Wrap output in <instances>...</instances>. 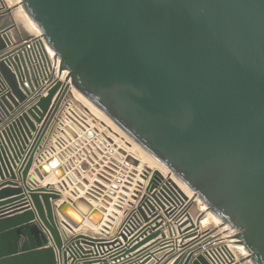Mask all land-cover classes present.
I'll return each mask as SVG.
<instances>
[{
    "label": "water",
    "instance_id": "95a60500",
    "mask_svg": "<svg viewBox=\"0 0 264 264\" xmlns=\"http://www.w3.org/2000/svg\"><path fill=\"white\" fill-rule=\"evenodd\" d=\"M20 4L39 27L54 61L59 60L58 73L67 71L69 83L56 80L39 94L42 87L27 67L21 46L7 48L13 22L0 29V121L20 112L0 132L5 139L0 143V178L9 177L0 186L14 185L0 189V264H108L102 255L114 241L85 233L64 241L50 202L61 198L60 189L50 183L36 186L34 176L27 178L70 86L196 192L247 251L238 260L210 249L195 256L172 250L157 256L165 246L155 241L117 264H146L151 259L150 264H166L173 257L171 264H264V0ZM30 99L34 103L23 109ZM65 130L67 125L60 131ZM94 135L91 128L82 133L87 140ZM57 159L59 155L52 154L33 171L41 180L52 172L58 185L69 189L70 177L73 182L75 177L66 175ZM88 160L78 162L77 176L79 171L93 175ZM124 161L138 162L130 154ZM16 174L22 186L13 180ZM96 176L110 183L108 174ZM86 184L90 181L82 178L73 185L75 198L57 207L69 230L78 229L84 220L95 226L103 223L101 205L90 201L98 202L106 187L97 180L88 189ZM108 193L115 194L111 189ZM151 197L160 206L170 199L163 190ZM149 201L147 197L137 206L144 221ZM133 217L138 231L129 241L119 234L130 245L121 255H107L114 262L158 236ZM101 228L108 229L104 224Z\"/></svg>",
    "mask_w": 264,
    "mask_h": 264
},
{
    "label": "bare ground",
    "instance_id": "6f19581e",
    "mask_svg": "<svg viewBox=\"0 0 264 264\" xmlns=\"http://www.w3.org/2000/svg\"><path fill=\"white\" fill-rule=\"evenodd\" d=\"M4 1L10 7L11 17H13V22L15 24L14 28L10 29V31L8 32L11 37H13L11 34L15 33L13 32V29H15L16 27V32L24 30L27 31V28L35 33L40 31L39 27L25 12L19 0ZM9 22L10 20L7 18V16H0V26L7 25V23ZM18 35L13 38H16ZM47 50L49 51L50 55H53V51L48 46ZM64 76L65 72L59 74L60 78H64ZM70 99L74 102L76 101V103H79L80 105L76 104L72 106ZM91 104L97 110L93 109L94 107L91 108ZM75 106L76 108H74ZM68 108H71L70 111L73 112V120H71L73 124H67L69 130H65V134L61 139L62 141L67 142L68 140L71 141V139H75L76 142L73 143V146L75 147L79 145V141H86L87 139L83 137L81 139H78V134L82 135L84 130H86L85 127L89 128L92 125L98 128L99 126H102L108 131V134L105 133L104 135L106 137L103 138V136L102 139L105 140V147H108L110 144L112 147L109 146L110 151L100 160V163L104 166L103 169H100V171L98 172H104L108 174L109 177H106L109 179L110 183L103 182L101 179H99L96 176V173L98 172L90 171L93 174L90 177H95L94 179H98L103 183L110 185V189L115 193L114 195H112L107 192V197L113 198L112 202L108 203L107 199L104 198L105 196H103L102 199L98 201V203L104 202L102 203L103 205H101V207L105 215H110V213H112L117 217V213L121 212L120 207L125 206V201L131 202L132 206L134 205L136 207L137 204L145 203L146 196L150 197L149 195L156 194L159 191L158 189H160L163 190V192L167 195L168 193H170V197L172 200H164L162 202V206L158 205L152 198L151 201L148 202L151 205V208L148 206L149 209L146 213V219L145 221L144 219L142 221L145 227H147L148 232H158V236L154 239H151L150 244L155 241H157L158 245L163 243L165 249H163L162 251L172 250L174 252H191L197 254L199 251L202 252L204 250L210 249L215 251L218 250V254H221L223 256L232 255L234 256L235 260L246 256L247 251L243 248L242 245L236 243V240L234 238L235 232L208 209L206 204L198 198L196 192H194L191 188L181 182L168 167L164 166L147 151H145L141 146L130 139L126 134H124L107 116H105L74 86H71L69 90ZM90 110H92V112H95L98 117L102 114L110 121V123H112L113 128L109 125V123H106V119L104 120L103 117V119L97 122L99 126L96 125L97 123H95V120H92L94 124L88 121L86 113L90 112ZM96 127L95 129H93L94 132H97L98 130L96 129ZM119 130L123 133V135H126L133 142L128 141L126 137L120 135L121 133ZM58 146L60 147V145ZM119 148H121V151L119 150ZM97 151L99 153H102L100 149ZM110 153L112 154V156L110 155ZM127 154L132 155L135 159L138 160L137 165H133L131 162L126 163L124 161V158ZM93 156L95 157V159L97 158L94 153ZM84 159H89L88 161L90 163L93 162L92 158L90 157H86ZM119 159L122 161L120 162ZM57 160L59 162V159ZM81 160L83 159H80V161ZM75 161L77 164L78 162H80L77 159H75ZM105 161L109 162L105 165ZM95 166L96 168H99L98 164H96ZM106 167L110 168L111 172L106 170ZM71 173L75 177V182H73V179L70 177L72 181V184L70 185L75 186V184L78 182V179L80 180V182H82V178L84 177H82L83 173L81 171H79L78 176L74 173V171ZM113 178L114 182H111V179ZM111 183H114L116 185V188H112ZM164 187L167 189V192H165L166 189H162ZM80 191L81 190H79V194ZM102 194L103 191L100 193V197L102 196ZM117 197H121V199H118ZM104 205H106L108 208H106ZM128 205L130 204L128 203ZM69 211L76 220H80V218L75 213H73L71 209ZM133 212L134 211H132V214ZM131 216V213H128L126 217L128 218Z\"/></svg>",
    "mask_w": 264,
    "mask_h": 264
},
{
    "label": "crops",
    "instance_id": "0c3cea01",
    "mask_svg": "<svg viewBox=\"0 0 264 264\" xmlns=\"http://www.w3.org/2000/svg\"><path fill=\"white\" fill-rule=\"evenodd\" d=\"M10 17H11V13H10ZM12 21L13 22V17H11ZM14 24V22H13ZM15 25V24H14ZM17 31V27L15 29H13V32H15L14 34H11L13 37H15L16 35H18L19 33H22V34H19L18 36H21V35H26L27 34H31L30 32V29L28 30L27 28V31ZM25 33V34H24ZM32 33H35V32H32ZM34 99L33 100H29V102H27L25 104V106L23 107V109H26L28 108L31 104L34 103ZM71 101V105L74 106L76 104L80 105L79 103H76V101ZM76 108V106L74 107ZM78 109V108H77ZM20 112L16 111L14 112L11 116L7 117L6 119H4L3 121H0V132L1 130H3L7 124H9ZM87 115V120L90 121L92 124H94L92 122V120H95L97 122L99 117L95 114V112H92V110H90V112L86 113ZM98 117V118H97ZM86 120V121H87ZM100 120V119H99ZM69 125V123H66ZM98 125V123L96 124ZM36 126L38 127L39 124H36ZM99 126V125H98ZM96 126L92 125L90 126L89 128L91 129H95ZM59 127H56V128H53V130L51 132H48L46 134V136L43 138L42 142H41V147L38 149V151H36V153L34 154V157H33V161H32V165L30 167V170L28 172V175H27V178H29L30 176H34V178L36 179V186H45L46 184H51L53 187L57 188V189H60V193H61V198L60 199H50V202L52 204V208H53V212H54V217H55V221H56V224L58 226V229L60 230V234L62 236V238L64 239V241L68 240L69 238L73 237L74 235L78 234V233H85V234H89V235H92V236H109V237H112L114 236V234L116 233L118 227L122 224V222L125 220V216L126 214L130 211V205H128L127 201H125V206H121L120 209H121V212H123L124 214V218L122 217V214L120 213H117L118 214V218L116 217V215H113L112 213H110V215H105L104 213V219H103V224L106 225L108 227V231L102 233V231H104L101 226L102 225H99V226H93L88 220H84V222L80 225V227L78 229H72V230H69L67 229L63 224H62V216L58 213L57 211V207L58 205L60 204L61 201L63 200H66L68 198H72L74 199L75 196L71 193V190L73 188V185H70L68 184V187L69 189L63 187L61 188L58 183H59V180H57L54 176V174L52 172H50L45 178L44 180H41L39 179L35 173H34V168H36L38 166V164L42 163L43 161H45V159L41 160L39 157L41 156V154H43L44 152L46 151H51V150H54V154H58L60 155L59 156V159H60V163L61 165H63L64 169H65V172H66V175H69L71 172L74 171V169L76 168L77 166V163L75 161V159H77L78 161H80V159H84L86 157H90L92 158L93 162L90 163V166L92 168V172H98L100 171V169H103V166L101 163H100V160L103 158V156H106L108 154V152L110 151V147L111 144L108 146V147H105V140L102 139V137L106 134H108V131L102 127V126H99L96 127L97 132L95 137L92 139V140H86V141H79V145L77 146H73V143L76 142L75 139H71L68 140L67 142H64L62 140H59L57 141L58 139L57 138H60L62 137V133H60ZM85 129H88V127H85ZM107 131V132H106ZM33 135L35 133H32ZM2 135V134H1ZM102 135V136H101ZM55 136H56V139L55 140ZM106 136H104L103 138H105ZM82 138V135L81 134H78V139H81ZM62 139V138H61ZM77 139V141H78ZM32 140L30 139L29 142H31ZM0 143H5V139L2 135V137L0 136ZM60 145V147L58 146ZM29 145H27V148H28ZM72 148V149H71ZM101 150L102 153H99L97 150L99 149ZM27 149L24 150V153L26 152ZM68 150V151H67ZM94 150V151H93ZM24 153L21 154L20 158H19V162H16V166L18 167L23 156H24ZM71 153V154H70ZM93 153L97 156V158L95 159V157L93 156ZM64 155V156H63ZM79 155V156H78ZM110 155L112 156V154L110 153ZM48 158V157H47ZM109 158V157H108ZM109 160V159H108ZM120 160V159H119ZM73 161V162H72ZM122 160H120L121 162ZM75 162V163H74ZM109 162V161H108ZM107 161L104 162V164L106 165L108 163ZM96 164H98L99 168H96ZM14 171H16V169H14ZM82 177L84 178H87L89 181H90V184L88 185H85L86 186V189H88L90 186H92V183L94 180L95 177H90V175H88L87 173H83L82 174ZM114 177V175H113ZM9 177H4V178H0V182L7 179ZM15 180L16 182L19 183L20 186H22V183L20 181V176H18L16 174V178L13 179ZM50 181V182H49ZM97 181L99 182H102L100 180L97 179ZM48 182V183H47ZM78 182H80V180L78 179ZM111 182H114V178L111 179ZM103 183V182H102ZM104 186H106V190H103V194L101 197H99V200L102 199L103 196H107V192L108 190L110 189V185L108 184H105L103 183ZM29 186H31L32 188H34L33 185L29 184ZM7 186H14V185H10V184H5V185H2L0 186V189L3 188V187H7ZM102 192V191H101ZM80 194L83 195L84 194V191L81 190L80 191ZM12 196V195H11ZM10 196V197H11ZM14 196V195H13ZM113 197V196H112ZM9 198V197H8ZM3 200V199H1ZM89 200V199H88ZM93 206H97L98 204L99 205H103L102 203H98V202H94V201H90ZM112 205V204H111ZM106 208H108L106 205H104ZM18 212H21V211H18ZM106 216V217H105ZM113 216V217H112ZM115 216V217H114ZM107 218V219H105ZM116 218V219H114ZM112 219V220H111ZM36 220H38L36 218ZM115 220V221H114ZM113 221V222H112ZM39 222V221H38ZM87 224V225H86ZM40 227V226H39ZM151 241V240H150ZM150 241L142 244L138 249L140 248H144L145 246L149 245L150 244ZM83 246H85L84 244H82ZM162 252L164 251H160L158 253H156L157 256H160V254H162ZM201 251H199L198 253H200ZM197 253V254H198ZM196 254H194L195 256ZM175 257H173L171 260H169L166 264H171V262L174 260ZM154 259H151L150 261H148L146 264H150L151 262H153ZM57 261H58V258H57ZM95 264V263H93ZM244 264H249V263H244Z\"/></svg>",
    "mask_w": 264,
    "mask_h": 264
},
{
    "label": "built area",
    "instance_id": "2783aa9c",
    "mask_svg": "<svg viewBox=\"0 0 264 264\" xmlns=\"http://www.w3.org/2000/svg\"><path fill=\"white\" fill-rule=\"evenodd\" d=\"M19 2H20V0H19ZM10 13H11L10 7L6 4V2L4 0H0V16H7V18L9 20H12L10 17ZM11 22L12 21L7 23V25L10 24ZM4 26H6V25H4ZM4 26H0V29L4 28ZM8 38L10 41V45L7 47L8 49H11V48L16 47V46H21V52H22V55H23V58L25 60L27 67L31 69L32 73L35 75V77H37V79L39 81V85L42 87V90L39 91V94H41V95L45 94L47 88L52 83H54L56 80H60V82L62 84H65L67 82L69 83V80H66V75H67L66 70L62 71V72H65L64 78L59 77V73H58L59 60L57 59V61H54V58H53L54 53H53V55L49 54V51L47 50V46H46L45 42L43 41L41 31H38L37 33H31V34L17 36L16 38H13L10 35H8ZM70 88H71V86H70ZM70 88H69V90H70ZM69 90L67 91L66 98L62 101V103L58 109V112L56 113L55 118L52 121L51 130L48 132H51L53 130V128H56V127H59L58 128L59 131L63 130V127L65 125H67L66 123H70V124L72 123L71 122L72 119L69 116L72 117L73 112L70 111L71 108H68L69 107ZM60 133H62V132L60 131ZM63 135L64 134L62 133V136ZM61 138L62 137L57 138L58 139L57 140L56 136H55V140H57V141L61 140ZM52 154H54V150H51L50 152L46 151L43 154H41V156L39 158L41 160H43ZM117 198L121 199V197H117ZM166 200H168V199H166ZM171 200L172 199L170 197L169 201H171ZM130 210L132 211V209H130ZM139 220L142 221L141 218H139ZM141 224H143V221ZM138 225H139V222H138L137 218L132 217V216L128 217V218L126 217L125 220L122 222V224L118 227L114 236H112V237L97 236V237L104 238V239L109 240V241H114V245L110 244L109 247H105L106 248L105 250H108V251H107V253L104 252L102 255V256L106 257V259L108 260V264L120 263L123 260H125V258H128V257L134 255L136 252L143 249V248L138 249L141 246L140 245L137 249H135L134 251H131L125 257L119 258L115 262L112 261L107 256L109 253L110 254H120V252H122L126 248V246H129L130 244L128 245L127 243H125L119 234L121 232L126 234L127 239L129 241L131 239V237L134 234H136V232L138 231V229L134 230L133 227L138 226ZM105 231L107 232L108 229L102 231V233H104ZM118 240L121 243H119ZM135 242L136 241H134V243ZM213 251H215V250H213ZM215 253H219L218 250L215 251Z\"/></svg>",
    "mask_w": 264,
    "mask_h": 264
},
{
    "label": "rangeland",
    "instance_id": "374dc122",
    "mask_svg": "<svg viewBox=\"0 0 264 264\" xmlns=\"http://www.w3.org/2000/svg\"><path fill=\"white\" fill-rule=\"evenodd\" d=\"M26 28H27V27H26ZM28 30H29V28H28ZM24 34H25V33H24ZM26 34H27V33H26ZM93 107H94V106L91 104V108H93ZM93 109H96V108L94 107ZM96 110H97V109H96ZM98 112H99V111H98ZM100 114H101V113H100ZM101 115H102V114H101ZM101 115L99 116V119H100V120L103 119V118H104V120L106 119V120H105L106 123H109V125L113 128L112 123H110V121H109L107 118H105L103 115H102V116H101ZM102 117H103V118H102ZM100 120H98V121H100ZM114 128H116V127H114ZM119 131H120V130H119ZM120 133H121L120 135L126 137V139H127L128 141L133 142V141H131L126 135H123V133H122L121 131H120ZM120 141H121V140H120ZM162 189H164V188H162ZM158 190H160V189H158ZM164 190H165V189H164ZM165 192H167V189L165 190ZM168 192H169V191H168ZM168 195L170 196V193H168ZM149 196H150V197H148V196H147V197L151 200L152 197H151V195H149ZM147 197H146V198H147ZM152 199H153V198H152ZM153 200H154V199H153ZM154 201H156V200H154ZM127 203L130 204V206H131L130 208L132 209V211H134L133 214H132V211H131V210H130L128 213H131L132 217H133V216H138L139 218H141V216H140V214H139V212H138V210H137V206H139L140 204H137L136 207H135L134 205L132 206V203H131V202H128V201H127ZM132 207H135V208H132ZM128 213L126 214V216L128 215ZM120 214H122V217L124 218V214H123V212L120 213ZM126 216H125V217H126ZM247 263H249V262H247ZM242 264H244V263H242ZM249 264H250V263H249Z\"/></svg>",
    "mask_w": 264,
    "mask_h": 264
}]
</instances>
